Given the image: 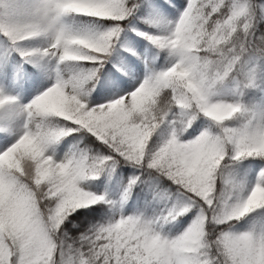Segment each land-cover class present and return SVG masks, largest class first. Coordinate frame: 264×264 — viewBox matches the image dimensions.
Returning <instances> with one entry per match:
<instances>
[{"label": "clouds", "instance_id": "9594fccd", "mask_svg": "<svg viewBox=\"0 0 264 264\" xmlns=\"http://www.w3.org/2000/svg\"><path fill=\"white\" fill-rule=\"evenodd\" d=\"M47 2L0 0V34L12 32L23 42L38 32L47 39L45 49H57L49 58L57 66L64 65L65 74H58L54 83L26 104L34 134L22 131L0 155V168L13 170L18 181L15 194L0 181V207L6 200L14 207L22 206L12 222L40 226L47 258L43 264H97L93 248L102 254H118L123 249L126 256L134 254L137 264H264V222L250 223L239 233H233L234 225L228 223L264 209V188L254 185L245 191L232 167L249 158L264 160V89L258 99L242 100L256 86L264 66V8L255 0H208V6L195 8V0H189L191 8L180 14L174 26L149 23L163 34L149 40L158 51L166 52L170 66L130 92L89 107L86 98L102 67L99 58L118 34L108 33L109 28L101 32L67 28L60 18L53 21V13L45 15ZM72 3L75 11L71 14L77 16L126 19L82 0ZM120 3L129 9L128 0ZM60 33L63 37L57 45ZM89 63L96 67L85 68ZM11 103L0 99V107ZM24 106L18 110L23 130ZM201 119L205 127L194 137L182 139ZM61 121L76 127L54 126ZM77 128L107 149L112 148L109 141L117 144L113 150L122 159L116 164L123 161L153 179L179 185L186 200L170 207L167 222L161 223L110 209L113 215L104 223L105 229L88 242L91 247L79 246L71 238L62 241V252L57 251L59 217L100 199L89 201L92 193L82 183L98 177L91 160L95 156L85 159L72 153L57 162L45 152L48 141ZM43 144L48 146L41 151ZM46 193L54 199H47ZM201 202L214 208V214H205ZM190 211L194 216L183 231L171 237L163 234L165 224ZM219 225L224 227L218 229ZM4 226L0 217V231Z\"/></svg>", "mask_w": 264, "mask_h": 264}, {"label": "trees", "instance_id": "16d2710c", "mask_svg": "<svg viewBox=\"0 0 264 264\" xmlns=\"http://www.w3.org/2000/svg\"><path fill=\"white\" fill-rule=\"evenodd\" d=\"M30 1L24 0V2ZM185 3L186 0H180L181 7L178 10V8L172 6L173 0H128L129 9H131L130 14L126 15L125 20L119 22L122 31L113 38L111 47L105 54L106 58L102 61V67L99 68L96 77L93 79L95 88L86 98L88 106L102 92L103 85L113 77L123 81L124 85L125 80L137 76L136 71L133 70L131 65L128 64L129 67L127 69L122 68L125 64L120 58L124 53L130 54L135 60L142 57L144 68L141 71V81L170 66V58L165 51H158L147 39L136 33H146L148 35L162 34L159 27H150L149 23L155 25H162L164 23L173 24L171 18H173L174 13L177 11L175 17L177 16L178 19ZM255 3L257 5H264V0H255ZM133 4L137 5V7H132ZM169 8H171L170 11L168 10ZM60 20L65 27L72 30L85 28L87 31L92 32L105 31L115 23L109 20L77 16L75 14H65L60 17ZM261 27H264V25H261ZM43 38V36H38L23 42L14 43L5 35L0 34V83L4 87H8L12 81V85L16 88L18 94L30 96L32 90L36 88L41 78L40 76L44 74V65L49 62L50 58L34 55L30 59H22L20 52L38 50V46L43 41ZM131 41L143 47V55H140L139 52L131 47ZM84 67L93 68L95 65L89 63L84 65ZM62 68L64 69V65H62ZM262 89H264V66L261 67V71L258 73L256 86L253 89L247 90L242 100L245 103H249L252 100L258 99ZM104 92L111 97L116 92V88L103 91V94ZM204 122L206 121L203 119L198 120L182 139L198 131ZM54 126L76 127L62 121L54 124ZM4 136L5 134L0 133V139ZM157 140L158 136H154L153 141ZM66 146L69 147L71 154L81 151L86 152L89 156H105L109 154V149L106 146L96 141L94 137L83 129H78L70 135L54 141L46 148L45 152L48 155L55 154H52V158L56 161L57 153ZM232 167L234 175L238 180L243 182L245 191H247L252 186L258 184L256 181L261 176V170L264 169V160L249 158L235 162ZM246 168H258V174L255 177H251ZM137 176H139V180L125 193L129 180ZM82 183L85 186L94 185L97 188L101 185L106 187L116 184L117 189L114 191L116 195H113L111 191H106L103 195V202L79 209L65 221V230L69 236L73 237L90 225L106 223L113 215L110 209H114L119 214L122 209L133 204V200L136 203V209L128 215H138L145 220L154 219L161 215L166 207H171L174 202L182 200L177 193V186L172 185L167 179H153L142 169L130 167L123 161L116 164L111 170L105 169L98 174L97 178L89 179ZM259 184L264 185L262 182ZM260 213H264V209L257 210L242 218L239 222L233 221L234 227L231 231L233 233L242 232V227ZM193 216L194 211H190L186 215L178 217L176 221L165 225L167 227L171 225L175 226L180 231L182 227L188 225ZM73 222L77 224V228L72 227Z\"/></svg>", "mask_w": 264, "mask_h": 264}, {"label": "snow or ice", "instance_id": "6c2138e0", "mask_svg": "<svg viewBox=\"0 0 264 264\" xmlns=\"http://www.w3.org/2000/svg\"><path fill=\"white\" fill-rule=\"evenodd\" d=\"M83 3L92 5V6H98V7H104L109 9L114 15L118 16H126L127 14H130L131 9L124 8L120 0H82ZM176 8L181 7L180 0H173V5ZM202 6H208V0H195V8H200ZM132 7H137V5L133 4ZM259 7L264 8V5H259ZM187 8H191L189 5V0H186V3L183 5V11ZM169 11L171 8L168 9ZM45 15H47L49 12L53 13V21L58 20L61 16L65 14H71L75 11L72 0H48V2L45 4L43 9ZM182 11V12H183ZM181 12V13H182ZM180 13V14H181ZM179 14V16H180ZM178 16V19H179ZM177 20V19H176ZM115 22L112 27L108 29V33L116 32L119 33V25L120 21H113ZM175 24V22H174ZM173 24V26H174ZM139 36H142L144 39H147L150 43H153L154 41H150L149 37L155 38L157 36H161L163 34L158 35H148L146 33H136ZM5 36L12 42L16 43L19 42L14 38V35L12 32L5 33ZM40 34L38 32L31 33L27 39H31L33 37H38ZM63 37V34L60 33L57 37V45H59L61 39ZM167 39L171 40L172 36L171 34H167ZM57 49L48 47L47 49L43 48L41 50H33V51H21L20 55L22 59H30L34 55L38 56H47L52 57V54L56 52ZM106 57H100L99 63L102 64V61ZM96 67V66H95ZM94 67V68H95ZM123 85V81H121L118 78L113 77L111 80L106 82L101 91L111 90L113 88L121 87ZM0 99H3L4 102H12L11 98L7 97H0ZM25 112V126H24V132L28 133L30 136L33 135V127L30 123V116L28 113L30 112V108H28L27 105L24 106ZM77 128L76 130H78ZM57 138L52 139L48 141V144H52L54 141H56ZM110 144H112V148H109V154L105 156H95L92 157L91 160L95 164L96 173L99 174L100 172L104 171L105 169L111 170L115 167L117 159H122V157H119L118 151H114L113 149H118V145L113 143L112 141H109ZM48 144L41 145V151H44V149L48 146ZM12 145V143L5 147L3 151H0V155H3ZM79 155L85 159L88 158V154L86 152H78ZM108 157V159H105V157ZM55 163V162H54ZM11 169L8 167L0 168V181H2L9 192H12L15 194V191L18 186V181L15 176L12 175ZM261 174L264 175V169L261 170ZM139 180L138 177H133L129 180L128 186L125 188V193L128 192L130 187L133 185V182H137ZM257 186L264 188V185L262 184H256ZM177 186V193L179 197L182 198V200H186L184 190L180 188L179 185ZM47 199H54L49 194H45ZM190 195V194H189ZM100 198L99 202L104 201V197L102 195H94L91 194L89 197V201L91 199ZM179 201L174 202L171 207H174L177 205ZM97 204V203H96ZM95 204H92L90 202H87L85 205L81 206V208L90 207ZM201 207L204 209L205 214H214V208L208 207L201 202ZM170 207H166V209L161 213V215L155 217L154 219L150 220L151 222L155 223H161V222H167L166 216L168 213ZM78 209V210H79ZM54 208L50 209V214L54 212ZM78 210L74 211L77 212ZM23 211L22 206L21 207H14L12 203L6 202L2 207H0V217L4 220V229L3 231H0V264H43V261L47 259L44 257V251H45V245L41 239L40 235V226L39 225H20L17 226L12 222V216L14 213ZM73 212V213H74ZM72 213V214H73ZM72 214H69V212H64L63 215L59 217V220L61 221L59 226V235L61 237V242L58 243L57 251H63V244L62 241L64 239H71L75 238L77 244L79 246H82L84 248L91 247V245L88 243L94 235L100 234L106 227V225L103 224H96V225H90L89 227L85 228L83 231L79 232L78 235L75 237L69 236L68 232L65 230V221L68 220ZM170 219V217H168ZM233 221H229V224H232ZM73 228H77V224L75 222L72 223ZM224 225H219V228H223ZM93 251L96 252V258H97V264H137L136 258H134V254H128L125 255V251L122 249L118 254L107 252L103 253L93 248ZM180 259V258H178ZM48 264H53L52 261H48ZM176 264V262H174Z\"/></svg>", "mask_w": 264, "mask_h": 264}, {"label": "rangeland", "instance_id": "374dc122", "mask_svg": "<svg viewBox=\"0 0 264 264\" xmlns=\"http://www.w3.org/2000/svg\"><path fill=\"white\" fill-rule=\"evenodd\" d=\"M30 2H33V0H31ZM178 10H179V8H178ZM176 13H177V11L174 13L173 18H171L173 20V24L176 21V17H175ZM60 22L62 23L61 20H60ZM80 30H86V29L82 28ZM127 43H129V42H127ZM130 45L137 52H139L140 55H143V47H141L139 44H135L132 41L130 42ZM47 46H48L47 39L44 37L43 41L40 42V44L38 46V50H41ZM120 59L125 64L122 66V68L127 69L129 67V65H131L133 70L136 71L137 76L134 78H131L129 80H125L124 85H122L121 87H117L116 92L111 97H109V95L105 92L103 94V91H102L101 93H99V96L89 104V107H92V106H95L98 104H103L108 100L115 99L118 96L125 94L126 92H130L133 88H135L141 82V80H142L141 70L144 68V65L142 62V57H140V59H138V60H135L131 57L130 54L124 53ZM44 69H45L44 74L42 76H40L41 78L38 81L36 88L32 90L30 96L18 94V92L16 91V88L12 85V81L10 82L8 87H4L0 83V97H7V98H11V100H12L11 104L0 107V133L5 134V136L0 139V151H3L5 147H7L11 143H13L15 141V139L18 137V135L21 134V132L23 131L24 121H23L22 115L19 113L18 110L23 105H26L27 103H29L35 96L42 93L52 83H54L56 81V77L58 74L60 76H63L65 74L64 69L62 68V65L57 66L54 58L50 59L49 62L44 65ZM205 125H206V123H204L203 126L198 131L187 136L185 139H190V138L194 137L195 135H197L199 133V131L203 127H205ZM50 155L53 157L52 154H50ZM68 155H70L69 148L68 147L63 148L58 153L56 161L59 162ZM247 170H248L247 172L250 176H256L257 175V170L255 168L247 169ZM261 181L264 183V175H262L260 177V180H257L258 183ZM83 186L85 187V190L91 192L94 195H102L103 196L106 191H111V192H113V195H116V193L114 192L117 189L116 184L115 185L111 184V185L106 186V187L101 185L98 188L94 185L93 186L83 185ZM134 209H136V203L133 200V204H130L127 208L122 209L119 212V214L123 215V216H128V214L131 213ZM259 222H264V213H260L256 217H253L252 219H250V221L248 223H246L242 227L241 230L244 231L249 226L250 223L255 224V223H259ZM185 227L186 226L182 227L180 229V231H178L175 226L171 225V226L167 227L166 225H164L163 234L168 235L169 237L175 236V235L179 234L181 231H183V229Z\"/></svg>", "mask_w": 264, "mask_h": 264}]
</instances>
